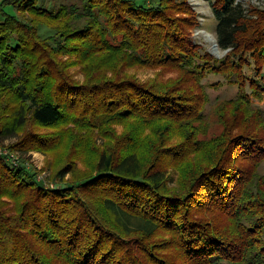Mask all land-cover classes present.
I'll return each instance as SVG.
<instances>
[{
    "label": "trees",
    "instance_id": "16d2710c",
    "mask_svg": "<svg viewBox=\"0 0 264 264\" xmlns=\"http://www.w3.org/2000/svg\"><path fill=\"white\" fill-rule=\"evenodd\" d=\"M146 1L50 8L49 0H0V90L16 102L10 112L0 105L8 116L0 142L19 137L20 150L53 146L58 136L31 130L21 138L31 119L87 132L76 145L88 143L96 157L87 177L60 190L45 189L28 170L0 158V179L20 193L1 188L0 180V193L20 196L16 212L0 209V264H264V108L255 102L264 100V9L213 0L217 41L228 50L216 57L193 41L198 20L188 0ZM76 49L93 61L86 84L74 83L53 56ZM30 51L38 57L28 60ZM158 66L184 77L155 84L117 74ZM210 74L238 91L219 112L221 135L202 139L209 124L201 80ZM176 130L183 141L162 154ZM197 152L204 156L193 164ZM170 166L184 179L180 188L169 186ZM110 214L123 234L109 228Z\"/></svg>",
    "mask_w": 264,
    "mask_h": 264
},
{
    "label": "rangeland",
    "instance_id": "374dc122",
    "mask_svg": "<svg viewBox=\"0 0 264 264\" xmlns=\"http://www.w3.org/2000/svg\"><path fill=\"white\" fill-rule=\"evenodd\" d=\"M157 1L159 0H147L146 3L155 4ZM188 1L189 3L192 4L198 20V24L191 28V36L193 38L194 43L198 44L201 47V50L203 51L207 50L216 57H223L228 52V50L222 49L217 41L216 19L214 17L212 11V5H211L213 0H188ZM241 1L243 5L247 8L251 6H260V8L264 9V0H241ZM49 2L50 3L48 5H50L51 8L54 6H58L60 4H67V5L74 4L76 6H81L82 0H49ZM41 22H42L40 29L41 32L47 33L46 31L47 27L45 25V22L43 21ZM47 25L51 26L49 24ZM52 26L54 25L52 24ZM79 47H81V44ZM216 48H218V50ZM215 51L218 53L219 56L216 55L217 53ZM38 55H39L38 51H30L29 54H27L28 56L27 59L32 60L31 58L33 56H34L33 59H36ZM53 56L56 60H61L64 62L63 63L64 69L69 74V77L73 80L74 83L86 84V82H88V80H90L91 77L93 76L92 66L90 65L92 64L93 61L90 58L86 59L84 57L82 49L67 51L65 53L61 52V54L54 53ZM106 67L111 68L110 65ZM124 69L125 67L121 68L122 71ZM127 71L128 73H120V74L117 73V74L122 77H126L127 75H132L140 82H144V83L153 82L155 84L158 83L167 84L171 82V80L184 77L180 70H176L174 68L173 69L165 68L162 66L133 67L128 69ZM101 74H103L104 76L113 75V77H115L116 75V73L114 74L110 70L107 72H103L102 69H100L99 75ZM188 79L189 78L187 77L186 80ZM201 84H203L204 90L208 95V98L203 99L202 107L204 110L203 112L204 120L209 124V127L207 130L208 132L206 134L201 133L199 135L200 138L202 139H211L221 135V132L224 130V125L221 122V117L219 112L221 111L222 108L224 110V106H226L224 105V102L227 99L233 98L236 95L238 91V87L236 85L227 83V81H225L223 76L218 74L208 75L207 77L201 80ZM189 85L191 86L193 85V87H195L198 84L196 82H193L192 80V84L189 82ZM247 90L248 91L250 90V86L249 88H247ZM14 98L15 96L10 92H7V90H0V105L8 104V109H7L8 112H10L12 106L16 104V102L12 101L14 100ZM255 102L259 103L260 106L264 108V100L260 102L255 100ZM4 114L5 113H3V115L0 114V122L1 120L2 122L5 121V118L8 117ZM61 126H57V127L39 126L36 122L29 119L26 128L23 129L21 138H23V134L30 133L32 130L47 137L58 136L54 142V145L50 146L49 144H51L52 141H49L47 143L40 144L38 147L33 146L34 147L33 150H30V148H27V150H20L17 149V147L15 146V143L20 138L14 137L0 142V158L10 163L11 164L10 167L14 169L16 168V169L28 170L30 173L34 175L33 176L34 179L40 185H42L45 189H49V190H60L66 188L71 183L75 182V180H80L87 177L88 173H90V171L95 166L96 157L91 154L90 146L88 143L81 142V146L78 147L76 143L78 137H80V139L81 138L83 139L84 137L83 140L87 141V138L84 135L85 134L88 135V133L87 132L85 133L84 131H78L76 130L77 128L75 127L72 133H71L72 129H67L65 127L64 130L62 131L63 128ZM55 128H57L58 130L55 131ZM115 128L119 133L124 131L123 125L120 124L115 125ZM238 131H239L238 128H235L234 130H232L231 133H233V135L236 136ZM92 132H95L91 134L96 140L95 143L97 144V146L102 145L103 140L101 136L97 133V131H92ZM150 134L151 133H149V135ZM166 141H167L166 146L163 149L164 153L162 154H165V152L169 150L168 148L170 147L169 146L170 144L174 145L182 142L183 137H181L180 132L176 130L172 132V134H170V138ZM93 146L94 144L91 145V148ZM45 150L47 151L45 152ZM202 155H203L202 153H198V152L192 154L191 157L192 158L194 157V160H190V162L196 164L199 157L204 156ZM141 156L143 158H147L146 152H142ZM167 156H162V161L170 162ZM239 163L243 164L244 162L240 161ZM61 168H66L71 172L67 173L65 177L59 176L60 174L58 172ZM260 171L264 172V161L260 165ZM168 172H171L174 175L173 176L174 180L169 182V186L180 188L181 183L184 181V179H182L181 181L179 179L181 178L180 171L175 170L174 167L170 166L168 167ZM0 180L2 181L1 188H5V189L9 188V190H11L14 194H20L17 193V191L15 190L16 187L14 184L7 183L3 179ZM1 194L2 193H0V209L2 208L6 212H13V213L16 212V210L18 209L17 206L20 203V196L12 197L9 195H3L4 193L2 195ZM96 205L98 206L99 211L104 213L102 207L103 204L101 203L100 200L96 201ZM105 217L107 218L106 214ZM107 222L109 224L108 225L109 228L115 230L120 234H123L119 232L121 228L118 225H116V222L114 221L112 214H110ZM153 241L158 242L159 238H154Z\"/></svg>",
    "mask_w": 264,
    "mask_h": 264
},
{
    "label": "bare ground",
    "instance_id": "6f19581e",
    "mask_svg": "<svg viewBox=\"0 0 264 264\" xmlns=\"http://www.w3.org/2000/svg\"><path fill=\"white\" fill-rule=\"evenodd\" d=\"M216 49L218 50V48H216ZM216 49H215V50H216ZM215 52H216V51H215ZM216 53H217V52H216ZM216 53H215V54H216ZM216 55H217V54H216ZM218 56H219V55H218Z\"/></svg>",
    "mask_w": 264,
    "mask_h": 264
},
{
    "label": "water",
    "instance_id": "95a60500",
    "mask_svg": "<svg viewBox=\"0 0 264 264\" xmlns=\"http://www.w3.org/2000/svg\"><path fill=\"white\" fill-rule=\"evenodd\" d=\"M217 55H218V53H217Z\"/></svg>",
    "mask_w": 264,
    "mask_h": 264
}]
</instances>
